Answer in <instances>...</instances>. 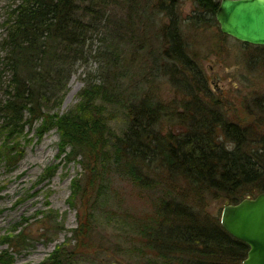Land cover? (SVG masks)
Wrapping results in <instances>:
<instances>
[{
  "label": "trees",
  "instance_id": "obj_1",
  "mask_svg": "<svg viewBox=\"0 0 264 264\" xmlns=\"http://www.w3.org/2000/svg\"><path fill=\"white\" fill-rule=\"evenodd\" d=\"M13 1L0 37V163L13 169L23 158L26 128L36 126L39 138L54 129L60 152L69 148L75 158L85 154L95 158L97 153L104 158L101 174L118 175L144 190L158 188L150 214L131 225L143 250L142 264H243L247 244L222 229L220 216L209 208L216 204L222 209L264 192V98L243 103L234 116L227 114L188 52L177 16L178 0H156L161 54L153 59L150 81L161 75L167 78L172 100L163 105L134 97L137 102L126 108L131 119L119 136L110 130L101 106L116 96L106 81L96 84L90 75L75 105L54 113L77 63L91 57L88 41L100 31L108 0ZM122 1L130 12L134 3L137 6L136 0ZM220 2L194 0L207 15L202 19L207 26L217 25ZM111 31L99 54L107 67L117 57L111 50L119 29ZM243 45L257 52L264 70V47ZM164 119L176 132L172 128L162 132ZM79 191L73 183L72 197ZM87 221L82 236L88 240L94 223ZM71 247H56L38 264H78ZM12 263L13 258L0 251V264Z\"/></svg>",
  "mask_w": 264,
  "mask_h": 264
},
{
  "label": "rangeland",
  "instance_id": "obj_2",
  "mask_svg": "<svg viewBox=\"0 0 264 264\" xmlns=\"http://www.w3.org/2000/svg\"><path fill=\"white\" fill-rule=\"evenodd\" d=\"M135 2L137 6L134 3L130 12L126 7L129 4L122 0H108L100 31L88 41L91 57L87 63H77L54 113H65L75 105L90 75L95 76L96 84L106 81L116 96L115 101L101 106L110 130L119 136L131 119L126 108L137 102L134 97L163 105L172 100L167 78L161 75L150 81L154 77L153 59L161 54L157 1ZM178 5L177 16L188 52L205 74L210 93L227 107L226 113L234 116L243 103L264 98V70L257 52L228 36L222 38L218 24L207 26L202 20L207 15L198 10L194 0H178ZM13 6V0H0V37L4 19ZM115 29H119V38L112 39L115 48L111 51L117 57L110 60V70L99 54ZM159 62L162 64V59ZM35 127L26 128L24 156L16 167L7 169L0 163V240H9V244H0V251L13 258L12 264H38L65 244V248L72 246L78 264H142L143 250L131 225L150 214L159 197L158 188L144 190L118 175L101 174L103 156L96 153L95 158L91 154L75 158L69 148L64 154L56 130L39 138ZM159 128L163 133L169 128L177 130L165 119ZM73 183L80 190L74 197ZM215 205L209 209L220 216L222 209ZM87 219L94 223L88 240L82 236Z\"/></svg>",
  "mask_w": 264,
  "mask_h": 264
},
{
  "label": "water",
  "instance_id": "obj_3",
  "mask_svg": "<svg viewBox=\"0 0 264 264\" xmlns=\"http://www.w3.org/2000/svg\"><path fill=\"white\" fill-rule=\"evenodd\" d=\"M215 19L222 34L242 44L264 47V0H221ZM220 225L245 242L243 264H264V192L222 207Z\"/></svg>",
  "mask_w": 264,
  "mask_h": 264
},
{
  "label": "bare ground",
  "instance_id": "obj_4",
  "mask_svg": "<svg viewBox=\"0 0 264 264\" xmlns=\"http://www.w3.org/2000/svg\"><path fill=\"white\" fill-rule=\"evenodd\" d=\"M67 102H65V104H66Z\"/></svg>",
  "mask_w": 264,
  "mask_h": 264
}]
</instances>
